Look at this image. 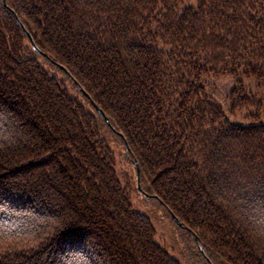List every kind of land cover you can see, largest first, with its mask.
Here are the masks:
<instances>
[{"label":"trees","instance_id":"1","mask_svg":"<svg viewBox=\"0 0 264 264\" xmlns=\"http://www.w3.org/2000/svg\"><path fill=\"white\" fill-rule=\"evenodd\" d=\"M185 1L0 0V264H181L111 137L202 264H264V123L203 83L235 75L232 111L264 88V0Z\"/></svg>","mask_w":264,"mask_h":264},{"label":"rangeland","instance_id":"2","mask_svg":"<svg viewBox=\"0 0 264 264\" xmlns=\"http://www.w3.org/2000/svg\"><path fill=\"white\" fill-rule=\"evenodd\" d=\"M184 3H195V0H187ZM39 61L43 63L52 74L57 73L56 75L58 78L63 77L60 71L45 63L42 57L39 58ZM241 78L252 100L250 101V106L246 108H237L235 111L231 110L232 104L230 99L231 91L235 87H238V80L235 75L228 73L204 74L203 83L211 99L222 106L226 116L231 121L248 123L254 120L252 116L258 114L260 121L264 123V88L260 87L252 77L242 76ZM64 86L72 97L79 98L84 102L83 97L72 88L70 83L67 82ZM240 93H242V91H240ZM254 96H256V100L260 99L262 101L261 105L260 101L259 104L258 101L256 102V104L260 105L259 107H254ZM88 105L87 103L86 106L88 107ZM109 144L115 154L118 175L122 183L129 186L133 207L135 210L150 218L156 230V241L164 247L170 255L178 259L181 264H202L203 261L198 255V247L191 242L188 228L181 227V223L173 221L174 219L171 218L169 212L156 198L149 197L143 189L141 190L138 188L135 168L127 158L124 147L114 137L109 138Z\"/></svg>","mask_w":264,"mask_h":264},{"label":"water","instance_id":"3","mask_svg":"<svg viewBox=\"0 0 264 264\" xmlns=\"http://www.w3.org/2000/svg\"><path fill=\"white\" fill-rule=\"evenodd\" d=\"M19 20V22L21 23V21H20V19H18ZM22 24V23H21ZM23 25V24H22ZM24 29H25V27H24ZM26 30V29H25ZM29 34V36H30V33H28ZM30 38H32L31 36H30ZM97 107V109L100 111V112H102V109H100L98 106H96ZM106 118V120L108 121L109 120V118L108 117H105ZM137 172H138V174H137V178H138V185L140 186V177H139V169H138V167H137ZM140 189L142 190V188L140 187Z\"/></svg>","mask_w":264,"mask_h":264},{"label":"bare ground","instance_id":"4","mask_svg":"<svg viewBox=\"0 0 264 264\" xmlns=\"http://www.w3.org/2000/svg\"><path fill=\"white\" fill-rule=\"evenodd\" d=\"M136 169H137V167H136ZM138 174V172H136V175ZM139 177H140V174H139ZM136 178H137V176H136ZM137 182H138V178H137ZM142 188V186H141V182H140V186L138 185V188Z\"/></svg>","mask_w":264,"mask_h":264}]
</instances>
